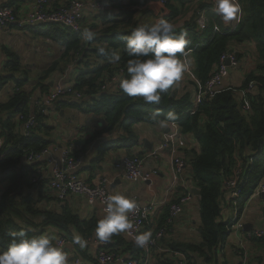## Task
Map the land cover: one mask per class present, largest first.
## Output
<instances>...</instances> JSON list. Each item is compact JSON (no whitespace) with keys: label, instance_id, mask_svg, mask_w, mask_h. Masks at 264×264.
<instances>
[{"label":"trees","instance_id":"16d2710c","mask_svg":"<svg viewBox=\"0 0 264 264\" xmlns=\"http://www.w3.org/2000/svg\"><path fill=\"white\" fill-rule=\"evenodd\" d=\"M112 1L110 8L114 7L115 11H120L119 15H122V19L118 20V15L113 17L110 24L102 28L100 33L97 32L95 35L99 34L92 41H85L82 33L72 32L56 24L23 28L35 29L37 34L50 39L57 44L58 49L62 50L60 59L53 60L43 68L42 76L37 79V83L29 82L25 70L22 71L24 78L16 79L13 74L21 70L20 59L14 52L3 50L6 73L0 76V80L3 83L12 80L14 85L6 100L0 102V138L4 141L5 151L0 159V250L9 246L10 233L21 229L26 230L29 236H37L44 234V230L51 226L58 228L71 242L74 237L72 232L81 235L84 239L95 236L97 220L102 216L82 219L66 205L59 206L57 210L37 206L38 202L45 198L41 186L46 179L38 183L40 189L37 198L24 194L23 188L29 186L27 175L29 173L33 175L34 168L38 165L26 164L24 158L29 152H39L48 145V141L39 135L41 128L38 125H41L45 112L42 111L43 107L34 110L36 126L29 136H24L16 130L19 122H15L14 119L16 114L25 115L32 109L30 105L32 94L36 90L40 94L48 91L47 81L50 76L56 72H63L72 62L75 54L79 53L76 65L83 63L86 69H80V73L73 79L72 86L87 95L83 99L90 98L87 99L91 103L85 107L86 110L102 113L104 126L94 135L109 133L114 129H120L128 135L127 138L116 137L115 141L104 146L108 144L110 147L122 148L127 156H140V153L131 151V146L136 143L133 126L142 122L158 123L149 118L156 107H160L163 113L174 110L178 114L175 122L178 123L179 131L190 135L198 143V149L190 151L188 166L192 186L199 191V241L164 245L163 238L159 244L164 248L180 251L189 263H191L190 255L195 254L208 264L228 232L226 223L219 220L226 193L225 182L232 178L236 168H239L238 187L241 193L237 205L240 210L241 205L253 194L264 177V95L262 93L264 77L259 75V72L264 70V0H240L243 13L233 30L224 29L221 18L211 9L206 10L205 7L208 5L204 3L192 4L191 0H124L122 4L121 0ZM151 3H156L157 9L150 8ZM7 5L11 6L12 3L8 2ZM137 8H141L142 15L147 17L144 21L135 20L130 23ZM202 9L206 10L208 20L206 28L200 32L197 29L196 18L199 10ZM188 12L191 14L189 19L177 25L178 19ZM100 16L106 20L110 17L109 11L108 14L101 13ZM151 17L153 21L150 20ZM161 18L176 24L177 32L187 30L188 38L192 42L189 47L192 49L190 54L194 59L193 73L198 84L208 79L223 52L234 47L238 59H241L242 54L237 48L238 45H251L254 50L250 49L249 55L254 58L255 68L244 74L237 90L243 92L250 82H257L259 85L257 92L245 93L239 101L234 98L233 89L225 86L214 96L204 98L193 113L190 93L186 92L178 97L174 89L175 84L161 93L162 102L159 106L145 104L140 97H129L119 89V86L111 91L98 92L99 84L104 82L118 66L115 65L113 68L106 57L98 54L97 49L106 47L109 54L112 51L118 52L121 61L117 65L124 69L123 77H125L127 60L131 57L125 51L126 42L120 37L129 35L132 29L140 24L153 23ZM125 27L127 30H124ZM92 56L96 61L90 67L89 57ZM105 74L107 75L104 77ZM28 83L34 84L31 90L29 86H25ZM83 99L61 98L55 102V109L61 103L81 108L75 100L83 101ZM244 99L249 104L247 112L241 110ZM163 118L161 115L160 119ZM168 208L169 206L163 207L162 214L149 224L150 228L154 226L160 228L163 225H166V228L170 227L166 223L169 217ZM46 234H49L48 230ZM108 243L110 246L107 249L109 248L111 252L126 253L132 258L139 257L142 253L141 248L136 247L120 233L114 235ZM156 264L174 263L170 259H163Z\"/></svg>","mask_w":264,"mask_h":264},{"label":"crops","instance_id":"0c3cea01","mask_svg":"<svg viewBox=\"0 0 264 264\" xmlns=\"http://www.w3.org/2000/svg\"><path fill=\"white\" fill-rule=\"evenodd\" d=\"M31 1L32 0H0V5L11 2L14 8L18 9L19 11H26L29 9ZM65 1L67 0H51L52 5H57ZM83 1H85L87 5L90 4L92 0ZM121 3L124 4V0H121ZM155 7L157 9L158 5L156 4ZM115 10L114 7L110 8L108 10L110 17L104 20L97 14V12H92L87 6L85 9L86 14H91L95 18H99L100 20L98 19V21L101 22L100 27L98 28L92 25L93 27L91 26V31L96 34L102 28L108 26L110 24L109 22H111L113 17L116 15L119 17L118 20H121L122 15H119L121 14L120 11ZM108 11H103L102 14H108ZM136 11L133 13L130 23H133L135 20H137V18L139 20L141 19L140 16H142V13L140 14V12ZM145 17L147 16L145 15ZM180 24L181 23H177V25ZM126 28L127 27H125L124 30H127ZM29 32L36 37H42L44 43H47L49 40L51 45L52 43L57 45L50 39L37 34L35 29H21L17 26H12L8 34H0V74L5 75L6 73L3 67L5 62L3 50L7 49L13 51L17 56H19V54L15 52L13 48L28 46L29 44L26 43L25 36ZM97 35H95V37ZM29 48L32 54L38 53L41 49L40 47L36 48L34 46ZM47 51H49V49H47ZM26 53L29 54V52ZM50 55L51 54H49V56ZM89 60V65L92 67L96 61L95 57H89ZM188 60L190 61L189 71L192 75L190 79L187 78L188 80L186 86L188 85V90L186 91L190 93L191 101H193L197 86L195 84V75L191 73V69L194 68V59L191 54L189 55ZM243 64H245L244 58L239 63L237 70H235V74H229V76L224 80L226 87L231 89H233V87L237 88L239 85L238 82L240 83L244 77V74L252 71L255 68L254 63L250 61V66L248 65V72L241 73V69L244 66ZM112 65L114 68V64ZM80 69H86V66L83 63L80 65H73L72 62H70L63 72H56L50 76L47 81L49 82V88L57 84L68 83L73 85V79L76 78L80 73ZM3 84H5V87ZM3 84L0 94H4V88H6V97L5 94L4 96L2 95V101H5L8 94L11 92L10 90H12L13 84H9L8 82ZM32 85L33 84L28 83L25 86L30 87ZM113 87L114 85L111 86L109 91H111ZM233 94L234 98L237 100H240L243 97V92H240L237 89L233 91ZM36 95H40L38 90L32 94V96ZM87 99L90 98L87 97L83 99V101L75 100L77 101V104L81 105V108L61 103L58 104L59 106L57 110L55 109V103L52 104L49 107V110L45 112V117L41 125L38 124L41 128L39 135H41L44 140L48 141L47 147L51 148L50 154L47 155V157L44 158L42 162H40V164L46 168V176L49 175L50 166H52L58 160L59 150L63 147H66L67 145H72L73 155L81 156V166L78 168L77 173L82 179L87 182H92L94 179L97 180L98 177L101 176L103 179H105L111 194H115L116 192L125 193L131 198H134L139 204L150 202L155 203L157 205V210L155 212L154 219L162 214L163 207L169 206V204L173 202H178L182 198L186 191L185 187L191 188L190 191L192 195L183 203V211L181 215L173 221L162 243L166 245L168 243L174 242H198L199 198L192 192L194 187L192 186L191 174L188 166L190 151L194 149L196 151L198 149V143L190 135L182 134L184 147L181 149L180 154L184 160L185 167L182 173L179 175V184L181 186L185 184V186H178L176 188L170 187V158L166 152L162 153L157 158L146 159L144 161L142 167L143 173L150 172L156 168L158 172L156 175L151 176V178L146 182L142 181L141 179L128 181L123 177L121 172L113 166L114 160L126 155V151L122 148L110 147L108 144L104 146L106 143L115 141L119 137L127 138L128 135L124 134L120 129H114L109 133H103L97 136L94 135L104 126V120L102 113L86 110L85 107L91 103ZM143 123L153 124L154 129H146L142 127L141 124ZM134 126L133 128L135 129H133V133L136 137V143L131 146V151L133 153L143 154L156 146L160 136L168 131L170 123H168L166 127H161L159 122H142L137 123ZM16 130L22 134V126L20 122L17 125ZM100 149L102 152H100ZM31 176L32 174L30 173L27 175L29 186L24 187L23 192L24 194H30L31 196L37 198L40 184L31 183ZM263 180L264 177L262 178V181ZM41 191L44 193L45 198L38 202L37 206L40 208L57 210L59 206L61 207L66 205L82 219H88L93 216L103 217L104 215L101 205L96 203L94 205L90 204L83 196L67 195L65 199L59 203L57 202L53 193L47 188L46 182L42 184ZM219 220L226 223L228 232L225 236L224 242L217 248L212 261L208 264H264V238H246V232H264V200L260 197V194L251 195L244 202V204L241 205L240 210L238 205L235 207L230 205V202L226 197H224ZM234 223L236 224L235 226ZM51 228L54 227L50 226L46 228L44 230V234L47 233V230H51ZM120 234L124 236L123 232ZM72 235L75 236L76 234L72 232ZM63 248L69 254V264H74V259L76 257H81L84 264H93L94 262L92 256L94 253L92 249H85L81 247L78 248V245L75 243H68ZM190 256L191 264H207L203 258H200L195 254H191ZM159 260L161 259L158 257V255L153 253L148 258V264H155L157 261L159 262ZM172 263L178 264L176 260L172 261Z\"/></svg>","mask_w":264,"mask_h":264},{"label":"built area","instance_id":"2783aa9c","mask_svg":"<svg viewBox=\"0 0 264 264\" xmlns=\"http://www.w3.org/2000/svg\"><path fill=\"white\" fill-rule=\"evenodd\" d=\"M192 4L204 3L208 6L206 9L213 8V0H191ZM93 12L100 14L106 11L107 8L111 7V1L108 0H92L90 4L86 5L83 0H67L65 2L59 3L57 5H52L51 0H32L29 5V9L26 11H19L14 8L13 5L3 4L0 5V34H8L12 26H17L23 29L26 26L40 25V24H56L64 29L70 30L75 33H82L84 29L91 30V26L100 27L101 22L98 21L99 18L93 17L91 14H86V7ZM100 20V19H99ZM207 15L206 10L202 9L198 12V17L196 18V25L198 31H203L207 26ZM240 21V19H239ZM239 22L232 21L227 26L224 25V29L233 30L234 27ZM79 53H76L72 64H76ZM240 59L237 57V50L232 47L223 52L219 58V62L216 67L211 71L208 79L202 84H198L195 79V84L197 88L195 89L193 98V107L191 112L193 113L200 102L207 97H212L219 93L225 88L224 80L229 76L230 69L238 68ZM116 67L110 76L105 78V81L99 84L98 92L109 91L111 86L117 88L119 85V79L124 76V69L119 65L114 64ZM189 74L190 72L187 71ZM107 74L104 75V77ZM261 77H264V70L259 72ZM257 82H250L243 95L245 93L255 94L258 89ZM97 92V93H98ZM262 93L264 95V85H262ZM86 94L81 91H77L70 84H57L49 88L43 94L31 96V106L32 109L23 115L18 113L15 115V121H19L22 126V134L24 136H29L32 130L36 126V113L35 109L43 107L42 111L46 112L52 104L60 100L61 98H72V99H83ZM243 98V97H242ZM240 101V100H239ZM242 111H249V104L247 100H243ZM4 141L0 138V159L4 156L5 151L3 150ZM184 147V140L182 138V133L179 131L178 123H170L168 131L163 133L156 146L153 147L146 153L133 156L124 155L114 160L113 166L121 172L123 177L128 181H135L141 179L142 181H148L151 176L156 175L157 169L154 168L150 172L143 173L142 167L146 159L157 158L162 153L166 152L170 158V187H182L180 183L179 175L182 173L185 164L182 156L180 154L181 149ZM51 148L45 147L39 152L31 151L25 158L24 162L26 164L36 163L38 164L34 168V173L30 178V182L33 184H38L41 180L46 179L47 188L53 193L57 202H62L67 195H78L83 196L89 202L95 201L96 204L101 205L104 211L106 207L107 197L112 195L107 187L105 179L101 176L98 179H94L92 182H87L82 179L77 171L81 166V156H74L72 153V145H67L59 150L58 160L49 168V175L46 176V168L40 164L47 155L50 154ZM235 175L225 182V197L230 202V205L236 206L237 200L240 197L239 185V168L234 171ZM191 188L185 187V194L178 202H173L169 204V217L166 220L167 225H172L173 221L179 217L183 211V203L192 195ZM264 192V180L260 181L255 188L252 195H259ZM134 199V198H133ZM138 204V209L130 213V219L135 225V229L132 233L123 232L124 237L134 243L135 235L142 234L146 231H151L152 240L149 244L141 248L142 253L139 257L132 258L126 253H115L109 251L107 247L110 246L108 242H100L95 236L85 239L87 241V246L85 249L93 250V264H148V258L155 253L158 257L163 259H170L172 261L176 260L178 264H191L186 261L185 256L175 249L164 248L159 244V241L166 236L167 231L170 229L166 228V225L160 228L149 227L154 219L155 212L157 210V205L153 202ZM237 222V220H236ZM236 224L234 223V226ZM50 235L54 238V243L60 244L64 247L68 243H73L68 237L64 235L63 232L58 230V228H51L48 231ZM263 231H253L246 232L247 239L253 238H263ZM166 247V246H165ZM78 248L79 245H78ZM159 260V261H161ZM74 264H84L81 257H76L74 259ZM156 264V263H155Z\"/></svg>","mask_w":264,"mask_h":264},{"label":"clouds","instance_id":"9594fccd","mask_svg":"<svg viewBox=\"0 0 264 264\" xmlns=\"http://www.w3.org/2000/svg\"><path fill=\"white\" fill-rule=\"evenodd\" d=\"M212 11L221 18L224 25L239 22L243 13L240 0H213ZM217 30L219 27L216 26ZM95 33L89 29L83 30V38L92 41ZM125 43L127 60V76L119 79V89L129 97H140L148 105L159 106L161 93L167 91L183 78L189 70L188 57L192 51L189 45L187 30L177 32V25L170 20L161 18L153 23H143L132 29L129 35L120 37ZM100 56L106 57L109 63L119 64L121 55L106 47L97 49ZM163 115V119H160ZM158 121L161 127L168 122H175L178 114L174 110L163 113L156 107L149 117ZM95 204V201H89ZM137 201L125 193L116 192L107 197L104 215L97 220L95 237L100 242H108L114 235L122 232L132 233L135 225L130 219V213L138 209ZM11 241L7 249L0 250V264H69V254L64 248L54 243L49 234L29 236L26 230L9 234ZM152 240L151 231L135 235L136 247L144 248ZM73 243L81 248L87 246V241L79 234L73 237Z\"/></svg>","mask_w":264,"mask_h":264},{"label":"rangeland","instance_id":"374dc122","mask_svg":"<svg viewBox=\"0 0 264 264\" xmlns=\"http://www.w3.org/2000/svg\"><path fill=\"white\" fill-rule=\"evenodd\" d=\"M155 5H156V3L149 4L150 8L153 7L154 9L156 8ZM135 11L136 12H140V14L142 13V9L141 8H137V9H135ZM190 15L191 14L188 12L186 15L180 17L178 19V21L176 22V24L177 23H182L184 20L189 19ZM140 17H141L140 21H144L146 19V17L143 16V15L140 16ZM137 20H139V19L137 18ZM150 20H153V17H151ZM25 41H26V43L29 44L28 46H20V47H14L13 48V50L19 54L18 57L20 59V69H21L20 72L14 73L13 76L16 77V79H22L25 76L22 71L25 70L28 73L27 75H28V78H29V82H33L34 81L35 83H37V79L40 76H42L43 68L45 66H47L49 63H51L53 61V59L54 60L60 59V55H61L62 50L61 49L58 50L57 47H56L57 45H54L53 43L51 45L49 43V40H48L47 43H44L42 37H36L35 35H33L30 32L25 36ZM32 46H34L36 48L40 47L41 49L39 50L38 53L32 54V52H31V50L29 48V47H32ZM237 48L239 49V51L242 54V58L240 59V62H241V60L243 58L245 59V64H243L244 66L241 69V73L248 72L249 62L251 61L255 65L254 58H252V56L249 55L250 49H252V50H254V49L249 44H240V45H238ZM47 49H49V51H47ZM26 52H29V54H27ZM244 53H246V54H244ZM49 54H51V55L49 56ZM248 59H249V62H248ZM3 67H4V65H3ZM189 70H190V68H189ZM235 70H237V68H235V69L231 68L230 69V74L234 75L235 74ZM191 73H193V69H191ZM3 75L4 74H0V76H3ZM191 75L192 74H190V73L188 74L186 72V73H184L183 78L180 81L175 83L174 89L176 90V92H177L176 94L178 95V97L182 96L183 94H185L187 92L186 90H188V85L186 86V84H187V80L191 78ZM6 82H8L9 84H13L14 85V82L12 80H9V81H6ZM1 83H3V82L0 80V84ZM238 84H239V82H238ZM3 85L5 87V84H3ZM3 85L0 86V91H1V87ZM33 85L29 87L30 90L33 88ZM235 89H237V88L233 87V91ZM12 90H13V87H12ZM12 90H10V91L12 92ZM5 91H6V88H4V94H5V97H6L7 92H5ZM4 94H0V102L2 101V95L4 96ZM51 116H53V115H51ZM141 125H142V127L146 128V129H154V125L153 124H144L143 123ZM133 129H135V128H133Z\"/></svg>","mask_w":264,"mask_h":264},{"label":"water","instance_id":"95a60500","mask_svg":"<svg viewBox=\"0 0 264 264\" xmlns=\"http://www.w3.org/2000/svg\"><path fill=\"white\" fill-rule=\"evenodd\" d=\"M192 192L195 194V195H199V191L197 190V189H195V188H193L192 189ZM0 194H1V192H0ZM260 197L264 200V192H261L260 193Z\"/></svg>","mask_w":264,"mask_h":264}]
</instances>
